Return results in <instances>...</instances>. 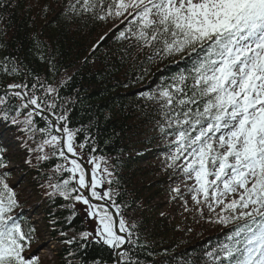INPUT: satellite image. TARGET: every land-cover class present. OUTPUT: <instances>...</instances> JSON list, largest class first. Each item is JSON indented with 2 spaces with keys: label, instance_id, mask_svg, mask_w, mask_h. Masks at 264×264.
I'll return each mask as SVG.
<instances>
[{
  "label": "snow or ice",
  "instance_id": "6c2138e0",
  "mask_svg": "<svg viewBox=\"0 0 264 264\" xmlns=\"http://www.w3.org/2000/svg\"><path fill=\"white\" fill-rule=\"evenodd\" d=\"M66 10L111 21L109 31L117 29V39L129 41V47L147 49L148 61L179 57L175 62L184 63L155 90L140 95L155 102L163 121H157L160 132L174 137L166 144L167 166L191 181L185 192L197 214L203 217L207 208L210 223L228 227L211 250L204 251L202 264H264V0H68ZM5 61L0 65L5 73L20 72ZM9 99L20 103L9 105ZM0 105V119L27 136L21 140L29 155L26 164L37 167L51 157L62 161L54 166L58 179L48 183L52 191L46 195L69 201L63 206L71 210L67 222L78 214L79 203L95 224L93 230L70 238L53 227L66 238L62 242L74 245L76 252L93 244L107 246L115 250V264H145L133 250L142 247L132 239L135 224L129 225L121 214L117 193L105 188L112 184L107 161L95 155L88 136L79 140L82 128L69 126L58 88L39 77L31 86L9 84ZM36 117L44 127L36 126ZM37 132L42 139L32 147L29 141L35 142ZM7 152L0 145V264H40L32 250L39 239L37 229L17 211L18 193L7 181ZM172 191L180 196L179 185ZM184 204L185 211H191L187 200Z\"/></svg>",
  "mask_w": 264,
  "mask_h": 264
},
{
  "label": "trees",
  "instance_id": "16d2710c",
  "mask_svg": "<svg viewBox=\"0 0 264 264\" xmlns=\"http://www.w3.org/2000/svg\"><path fill=\"white\" fill-rule=\"evenodd\" d=\"M0 4V65L7 58L9 68L15 65L21 69L7 74L0 66V90L13 83L31 86L36 77L56 86L68 110L69 126L82 128L79 140L88 136L96 148L95 155L107 161L112 184H105V188L111 187L117 193L114 199L121 206V214L129 225L135 224L132 239L142 246L134 247L135 256L145 264H202L204 251L211 250L228 227L210 223L212 213L207 208L203 217L196 211H186L177 220L154 201L164 195L170 175L163 160L157 164L152 159L166 158L169 150L159 147L158 142L168 136L160 132L157 121H163L155 102L140 95L155 90L163 80L183 69L184 63L175 62L179 57L146 60L148 50L139 51L129 47V41L117 39L118 30L109 31L111 21L77 16L66 10L68 0H0ZM102 36L105 38L101 41ZM19 103L8 100L9 105ZM10 115L14 116L15 111ZM19 119H23V113ZM36 126L44 127L38 117ZM9 131L13 134L4 140L8 129L0 125L4 133L0 144L8 148L7 158L17 161L16 169H10L8 176H23L18 187L25 184L31 190L24 196V191L16 188L20 200L17 211L35 226L39 239L44 234L59 244L54 264L81 259H103L105 264H115L114 251L107 246L93 244L76 252L74 245L62 242L86 227L78 212L71 224L67 222L71 210L63 206L69 201L46 195L52 191L48 183L58 179L54 166L62 161L51 157L37 167L26 164L29 155L21 146L26 134L17 126ZM37 141L36 136L35 142L30 140L29 144ZM47 151L51 153L50 148ZM36 155H31L33 165ZM25 207L33 209L37 221L24 212ZM53 220L55 225L50 223ZM53 227L68 237H60V231H52ZM70 252L74 255L70 256Z\"/></svg>",
  "mask_w": 264,
  "mask_h": 264
},
{
  "label": "rangeland",
  "instance_id": "374dc122",
  "mask_svg": "<svg viewBox=\"0 0 264 264\" xmlns=\"http://www.w3.org/2000/svg\"><path fill=\"white\" fill-rule=\"evenodd\" d=\"M160 160V158H156L154 159V162H158ZM19 177L21 178V181L23 180V176L21 177L19 175ZM19 180V178H18ZM188 183L190 184L191 181H186L184 176L180 174L179 171H175L173 177L170 180V186L171 188H175L176 186L179 185L180 187V196L183 195V199L181 198H175L173 199V197L177 196V194L175 192H171V194H167L163 197V199L161 200V207L164 206V209H170L171 212H173L174 216H179L181 217V215L183 214V212L185 211V204H184V200H187L188 204L187 207L191 206L193 207V209H195V206L193 204V201L191 200V195L190 194H186L185 192V184ZM30 193V192H29ZM28 195V191H24V196ZM173 201L172 205H168V202ZM85 207L84 205L80 204V212L82 213L85 222L87 224V228L88 230H93L95 227L94 222L92 221L91 218H88L86 216V212H85ZM38 247H42V249L39 252L40 258L42 260H44V262H46L48 264V262L51 260V258H53L54 256V251L57 247H55V243L49 241L48 239H44L43 241H41L40 244H38Z\"/></svg>",
  "mask_w": 264,
  "mask_h": 264
},
{
  "label": "bare ground",
  "instance_id": "6f19581e",
  "mask_svg": "<svg viewBox=\"0 0 264 264\" xmlns=\"http://www.w3.org/2000/svg\"><path fill=\"white\" fill-rule=\"evenodd\" d=\"M5 144V143H4ZM6 145V144H5Z\"/></svg>",
  "mask_w": 264,
  "mask_h": 264
}]
</instances>
